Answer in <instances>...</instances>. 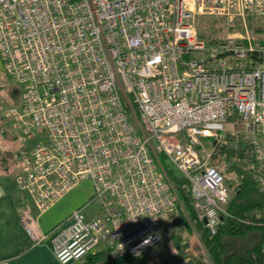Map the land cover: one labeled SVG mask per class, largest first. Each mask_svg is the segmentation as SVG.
Here are the masks:
<instances>
[{
  "label": "built area",
  "instance_id": "2783aa9c",
  "mask_svg": "<svg viewBox=\"0 0 264 264\" xmlns=\"http://www.w3.org/2000/svg\"><path fill=\"white\" fill-rule=\"evenodd\" d=\"M197 15L264 17V0H0V56L19 86V107L5 117L25 137L47 140L13 155L20 189L39 215L92 183L89 203L53 230L60 264L100 243L112 258L145 256L160 243V218L177 202L160 157L189 181L210 236L230 190L202 140L237 127L264 164V43L204 39ZM94 201L101 220L84 215ZM20 221L34 245L47 239L29 208Z\"/></svg>",
  "mask_w": 264,
  "mask_h": 264
},
{
  "label": "rangeland",
  "instance_id": "374dc122",
  "mask_svg": "<svg viewBox=\"0 0 264 264\" xmlns=\"http://www.w3.org/2000/svg\"><path fill=\"white\" fill-rule=\"evenodd\" d=\"M195 29L200 37L204 39H212L216 41H227L229 38H234L235 42L238 44H243L245 46L251 43L253 46H258L264 43V17L249 15L244 18L238 16H226V15H197L194 22ZM243 66H248V64H242ZM19 86L7 75L3 60L0 56V124L7 128V123H9L5 117V113L11 109L19 107ZM227 131H232V126H227ZM11 131V126L8 128ZM234 134H239V129L236 127ZM14 137L10 142L5 143L6 148L0 144V156L5 158V164L0 166V173L4 176L8 175V171L12 169L13 160H11L14 153L19 151H25L29 153L37 144H47L46 138L42 134H38L32 131L34 137L31 139L25 138L18 131L10 132ZM227 133V132H226ZM225 136V135H224ZM182 137V135H179ZM227 142V143H225ZM231 142V141H230ZM203 147L201 148L202 155L207 159L208 163L217 166L220 170H225L229 179V189L231 200L237 189V174L233 171H227L229 164L232 163V159L228 162L221 160L225 157H220V150L222 146H227L229 141L218 140L217 138L202 140ZM254 147V145H253ZM226 148V147H225ZM255 150V148H254ZM254 155H256L254 153ZM161 163L163 165V171L165 177L171 182L175 191L176 185L171 179V171H168L169 166L165 165L164 158L160 157ZM2 160V159H1ZM225 161V162H224ZM167 164V163H166ZM260 167H264V164L260 162ZM11 178V173H10ZM8 176V179H10ZM12 179V178H11ZM10 179V180H11ZM178 189V188H177ZM183 194L185 197L189 198V194L186 191V187L183 189ZM228 205V204H227ZM226 205V207H227ZM100 203L97 201L91 202L85 209L84 215L87 220H101L102 213L100 211ZM191 211L193 217L190 213L188 207L184 203L183 199L177 194V202L175 208L163 215L160 218V226L158 229V234L161 236L160 243L155 246L148 254L142 257L145 264H165L167 259L180 260L183 256L185 250H188L189 256L193 259H203L205 257L204 247L200 241V228H202V222L199 220L197 212L191 206ZM103 243H100L93 252L100 251ZM104 248V247H103ZM153 250H158L160 253L167 250H181L178 251L176 255H169L164 258L160 263L156 261L151 256ZM184 250V251H183ZM200 250V251H196ZM103 251V250H102ZM200 252V253H199ZM200 257V258H199ZM187 258V257H186ZM86 259L80 260L72 264H83Z\"/></svg>",
  "mask_w": 264,
  "mask_h": 264
},
{
  "label": "trees",
  "instance_id": "16d2710c",
  "mask_svg": "<svg viewBox=\"0 0 264 264\" xmlns=\"http://www.w3.org/2000/svg\"><path fill=\"white\" fill-rule=\"evenodd\" d=\"M231 119H235V116ZM224 140L229 144L222 146L219 156L225 157L221 160L225 159L226 162L232 159L227 171L236 172L237 189L225 207L226 217L216 235L210 236L204 226L200 228L205 257L193 259L188 250L183 254L188 264H264V167L261 168L256 160L253 145L245 141L242 135L227 132ZM212 166L223 175L229 188L225 170ZM168 171H171V179L178 188L176 194L183 199L193 217L189 181L173 168L169 167ZM184 187L190 199L183 194ZM142 257L122 255L112 258L109 250H103L89 254L83 264H145Z\"/></svg>",
  "mask_w": 264,
  "mask_h": 264
},
{
  "label": "crops",
  "instance_id": "0c3cea01",
  "mask_svg": "<svg viewBox=\"0 0 264 264\" xmlns=\"http://www.w3.org/2000/svg\"><path fill=\"white\" fill-rule=\"evenodd\" d=\"M10 126L11 131H18L23 135L19 130L14 129L10 122L7 123V128L0 124V144L4 148H6L5 143L10 142L14 137L10 133V129L8 130ZM25 138L27 139V137ZM11 160H13V166L8 171V175L4 176L0 173V262H5V264H60L53 254V230L72 211L89 203L93 193L92 183L88 180L79 182L59 201L38 215L30 197L20 189L16 181V176L22 172V166L13 156ZM4 161L5 158L0 156V166L5 164ZM8 176L11 180L8 179ZM24 208H29L32 214L37 216L40 229L48 234L47 239L39 245L33 244L21 224L20 214ZM100 211L103 217L104 213L101 207ZM100 248V251L108 250L106 245ZM167 251L168 253L165 251L160 253L158 250H153L151 256L153 255L154 259L160 263L168 257L167 254L176 255L178 251L182 254L181 250ZM167 264H188V261L184 256L180 260L168 258Z\"/></svg>",
  "mask_w": 264,
  "mask_h": 264
}]
</instances>
